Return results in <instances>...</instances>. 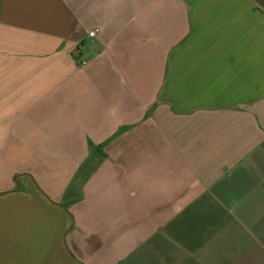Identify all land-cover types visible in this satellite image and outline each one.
<instances>
[{
    "label": "crops",
    "instance_id": "1",
    "mask_svg": "<svg viewBox=\"0 0 264 264\" xmlns=\"http://www.w3.org/2000/svg\"><path fill=\"white\" fill-rule=\"evenodd\" d=\"M0 264H264V0H0Z\"/></svg>",
    "mask_w": 264,
    "mask_h": 264
},
{
    "label": "built area",
    "instance_id": "2",
    "mask_svg": "<svg viewBox=\"0 0 264 264\" xmlns=\"http://www.w3.org/2000/svg\"><path fill=\"white\" fill-rule=\"evenodd\" d=\"M90 37H94L95 36V33L94 32H89L88 34Z\"/></svg>",
    "mask_w": 264,
    "mask_h": 264
}]
</instances>
